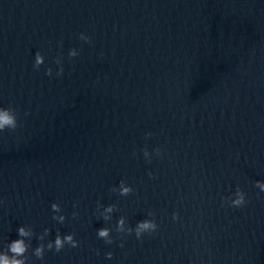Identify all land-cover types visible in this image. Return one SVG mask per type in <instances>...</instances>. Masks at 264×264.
<instances>
[{"label":"water","instance_id":"water-1","mask_svg":"<svg viewBox=\"0 0 264 264\" xmlns=\"http://www.w3.org/2000/svg\"><path fill=\"white\" fill-rule=\"evenodd\" d=\"M9 106L19 127L0 133V251L30 226L27 264H264V0H0ZM121 180L132 194L111 191ZM237 186L249 203L222 206ZM98 202L117 205L111 221ZM148 211L158 231L119 247V217L135 227ZM44 229L45 244L59 231L80 246L37 259Z\"/></svg>","mask_w":264,"mask_h":264},{"label":"clouds","instance_id":"clouds-1","mask_svg":"<svg viewBox=\"0 0 264 264\" xmlns=\"http://www.w3.org/2000/svg\"><path fill=\"white\" fill-rule=\"evenodd\" d=\"M79 39L84 41L85 43H91L92 38L85 33L79 34ZM79 55L77 49L73 48L69 51V57L74 58ZM55 63L59 65L56 75L62 76L64 69L62 65V58H57ZM44 64V56L40 52L35 53V59L33 67L36 70H39L40 66ZM46 75L52 76L53 70L51 67L46 69ZM19 127L18 115L16 110L9 106V107H0V133L4 132L5 130L15 131ZM151 133H145V138L151 137ZM143 156L146 162L151 163L153 153L149 152V150L145 147L143 150ZM154 154L157 157H162L163 150L159 147L153 150ZM136 153L133 152V155ZM150 178H154V174L152 172L148 173ZM255 187L260 189L264 192V181H256ZM112 192H117L120 196H128L133 193L134 189L125 181L121 180L119 182L118 187H113L111 189ZM3 203V201H0ZM249 203L247 199V194L243 189L237 186L235 193L231 197H223L222 198V206H229L233 208H242L245 207ZM73 207H76L74 204ZM52 212L54 213L52 219L57 221L60 224H63L66 220L65 215L62 213V208L59 203H52L51 204ZM102 209V211H101ZM118 211L117 205L109 204L104 206L97 203V213L99 216L103 218L105 222L111 221L112 214ZM78 213L73 212L71 214L72 219L78 218ZM146 219L140 220L137 222L135 227L129 225L127 217L120 216L115 231L118 234V238L121 239V243L119 247L123 248V236L124 235H132L135 234L137 240L143 242V238L145 235L151 236L152 234L156 233L159 229V224L155 219V213L152 211H148ZM173 221H178L180 219V215L178 212H174L172 214ZM18 232V239L11 240L5 250L0 251V264H27V262L31 259L28 255L29 248L31 247L30 241L31 238L34 236V232L30 226H20L17 230ZM112 229L109 227H102L97 230V237L99 239L104 240V242L108 245L114 243V238L112 236ZM50 234V229H44L43 233L40 234L37 238L41 241L39 246H37L32 251V256H35L37 259L43 260L45 256L46 250H54L55 252H61L65 246H69L71 248H77L80 246V242L75 238L74 233H69L65 235H61L59 231L55 236L54 240L48 241L46 244L43 243L45 238ZM112 252L106 253V257L108 259L112 258Z\"/></svg>","mask_w":264,"mask_h":264}]
</instances>
